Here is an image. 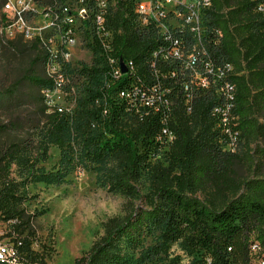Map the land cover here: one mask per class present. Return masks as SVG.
<instances>
[{
    "label": "trees",
    "instance_id": "1",
    "mask_svg": "<svg viewBox=\"0 0 264 264\" xmlns=\"http://www.w3.org/2000/svg\"><path fill=\"white\" fill-rule=\"evenodd\" d=\"M107 2L103 16L113 36L109 48L98 40L85 41L97 54L90 64L58 59L63 63L60 92L71 107L48 103L41 90L55 88L57 76L46 73L44 49L27 40L43 65L31 77L43 104L40 139L35 146L31 139H16L0 148L1 218L13 220L15 228L23 223L19 183L9 175L12 163L26 162L27 176L33 174L50 146L59 149L60 162H70L72 130L84 159L115 161L110 185L132 194L133 182L147 169L153 194L147 208L107 219L101 237L71 264H121V240L132 245L142 234L156 237L143 255L149 259L176 243L186 264H255L264 257V176L238 180L234 166L243 143L264 137V15L256 10L257 0H211L207 22L212 30L201 63L207 59L214 67L227 63L231 69L221 77L207 75L205 84L190 81L187 71L167 73L176 61L152 65L151 52L159 41L153 27L141 23L136 0ZM15 38L23 39H5V46ZM185 45L189 48L190 41ZM113 66L119 68L117 76L111 75ZM223 112L227 128L237 134L231 148L219 122ZM167 132L173 134L171 141ZM254 153L264 158V145H256ZM64 175L58 168L38 179L60 181ZM203 187L209 188L204 199L188 194ZM18 240L31 264L37 253L26 236ZM255 242L256 252L251 248Z\"/></svg>",
    "mask_w": 264,
    "mask_h": 264
},
{
    "label": "rangeland",
    "instance_id": "2",
    "mask_svg": "<svg viewBox=\"0 0 264 264\" xmlns=\"http://www.w3.org/2000/svg\"><path fill=\"white\" fill-rule=\"evenodd\" d=\"M61 1L75 4V0ZM1 33L0 23V148L16 139H31L32 146H35L40 139L37 127L41 125L43 104L31 77L41 73L43 65L37 49L27 39L15 38L13 44L6 47V38ZM16 36L20 35L7 39ZM96 55L83 44L70 48L67 58L70 63L90 64ZM50 96L56 103L71 107V101L58 91L51 92ZM69 135L72 145L70 162H60L59 149L50 146L47 158L34 165L35 173L27 176L29 164L24 161L15 160L10 167L9 175L19 183L25 213L18 228L14 227L13 220H4L0 216V238L15 241L26 236L29 247L37 253L31 264H71L101 237L107 219H122L132 210L147 208L153 194L147 169L142 170L133 182L132 194H125L110 185L108 174L115 171V161L110 157L99 163L87 161L80 152L78 137L72 130ZM256 145H264V137L243 143L234 166L238 180L253 174L264 176V158L254 153ZM245 151L252 154V158H248ZM58 168L65 173L60 181L38 179L41 173ZM207 193L209 188L203 187L188 194L204 199ZM155 241L153 234H142L132 245L122 239L121 264L187 263V256L176 243L156 257H144L145 250Z\"/></svg>",
    "mask_w": 264,
    "mask_h": 264
},
{
    "label": "built area",
    "instance_id": "3",
    "mask_svg": "<svg viewBox=\"0 0 264 264\" xmlns=\"http://www.w3.org/2000/svg\"><path fill=\"white\" fill-rule=\"evenodd\" d=\"M107 5V0H75L74 5L59 0H0L3 37L7 39L17 34L23 39L36 41L47 57L46 73L57 76L55 88L41 90L48 103L59 104L52 100L50 94L53 91L62 94L60 85L63 80V63L60 61L70 62L67 58L70 48L83 45L85 41L91 43L97 40L105 48L111 45L112 31L105 27L103 16ZM210 7L211 0H136L134 9L139 14L141 23L153 27L159 41L151 52L152 65L156 62L176 61L177 65L167 73L173 74L177 69L187 71L190 81L198 80L203 84L206 83L207 75L221 77L225 71L230 70L231 66L227 63L215 67L207 59L201 63L205 43L212 30L207 22ZM256 10L264 15V0H257ZM215 33L219 34V30L215 29ZM217 39L215 37L214 40ZM186 41H190L189 48L185 45ZM118 74L119 68L113 66L111 75ZM225 87L230 86L225 84ZM184 88H187V83H184ZM119 94L123 96L126 92L120 91ZM222 114L220 126L224 127L223 132L228 136L226 147L231 148L236 142L237 134L227 128L225 112ZM166 136L170 141L173 138L171 132H167ZM20 246V240L0 238V263L28 264ZM251 248L256 252L259 247L255 242ZM255 264H264V257L257 258Z\"/></svg>",
    "mask_w": 264,
    "mask_h": 264
},
{
    "label": "water",
    "instance_id": "4",
    "mask_svg": "<svg viewBox=\"0 0 264 264\" xmlns=\"http://www.w3.org/2000/svg\"><path fill=\"white\" fill-rule=\"evenodd\" d=\"M122 70H124V68L122 67ZM0 264H3V263H0Z\"/></svg>",
    "mask_w": 264,
    "mask_h": 264
}]
</instances>
